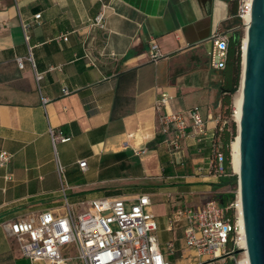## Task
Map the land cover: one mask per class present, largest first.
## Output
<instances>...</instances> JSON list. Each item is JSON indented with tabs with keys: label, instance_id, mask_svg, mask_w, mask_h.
Masks as SVG:
<instances>
[{
	"label": "crops",
	"instance_id": "1",
	"mask_svg": "<svg viewBox=\"0 0 264 264\" xmlns=\"http://www.w3.org/2000/svg\"><path fill=\"white\" fill-rule=\"evenodd\" d=\"M103 5L101 27L94 19ZM234 20L227 0H0V153L12 155L0 166V264H47L24 257L5 222L45 211L64 216L67 204L81 213L99 198L143 194L169 264H236L235 254L214 257L191 247L185 229L195 224L188 214L174 218L221 193L222 178L207 170L224 71L211 65L210 38H231ZM23 21L33 22L29 41ZM62 34L67 41L56 39ZM153 43L163 54L156 62ZM194 106L207 119L208 136L171 153L160 143V117ZM51 128L70 139L53 143Z\"/></svg>",
	"mask_w": 264,
	"mask_h": 264
},
{
	"label": "built area",
	"instance_id": "2",
	"mask_svg": "<svg viewBox=\"0 0 264 264\" xmlns=\"http://www.w3.org/2000/svg\"><path fill=\"white\" fill-rule=\"evenodd\" d=\"M251 5L252 0H239L236 13L239 24L233 31L248 29ZM107 8V5H103L94 19L95 25L104 27ZM40 18L41 14L35 16L37 20ZM32 26L33 22H22L27 41L30 39ZM56 39L67 41L68 35L62 34ZM210 40L213 44L211 65L223 70L226 67L230 36L225 32H215ZM162 56L160 46L157 43L151 44L150 60L156 62ZM19 63L23 67L22 58H19ZM41 78L42 74H37V79ZM64 93L68 94L69 91L65 88ZM167 99L163 97L157 100L159 111L163 109ZM43 100L47 102V98ZM235 116L236 109L233 107L231 118L237 123ZM160 124L161 132L165 136V140L160 143L165 144L171 153L180 151L189 138L201 142L208 136L207 119L199 106H194L186 113H164L160 117ZM215 124L207 170L209 174L234 178L236 173L233 169L228 173L224 165L225 154L219 134L224 129L223 118H217ZM50 134L53 143L70 139L53 128L50 129ZM144 152L145 149L137 151ZM11 157L10 153L2 151L0 166H6ZM79 166L86 170L87 160H80ZM58 171L61 175L64 173V166L60 163ZM234 188L235 201L232 205L237 210L235 222L225 216L224 208L215 199L209 200L198 209H183L174 215L177 218L188 214L195 224L185 229V239L191 247L203 254H213L214 257L232 253L227 248L230 239L234 241L235 249L241 248L242 235L238 220L240 189ZM150 204L147 194L140 195L133 201L105 197L93 200L91 206L81 213H75L72 206L67 204V213L64 216H55L51 211H45L35 218L9 221L3 226L9 236L19 241L24 257L34 261L44 260L47 264H169L157 236L156 217L148 209ZM71 244H74L77 253L67 257L63 249Z\"/></svg>",
	"mask_w": 264,
	"mask_h": 264
},
{
	"label": "water",
	"instance_id": "3",
	"mask_svg": "<svg viewBox=\"0 0 264 264\" xmlns=\"http://www.w3.org/2000/svg\"><path fill=\"white\" fill-rule=\"evenodd\" d=\"M240 87V170L226 184L240 189L249 263L264 264V0H252Z\"/></svg>",
	"mask_w": 264,
	"mask_h": 264
},
{
	"label": "trees",
	"instance_id": "4",
	"mask_svg": "<svg viewBox=\"0 0 264 264\" xmlns=\"http://www.w3.org/2000/svg\"><path fill=\"white\" fill-rule=\"evenodd\" d=\"M231 4L232 12L235 15L234 23L239 24V18L236 17L239 0H227ZM242 32L241 30H235L230 38L228 56L226 61V67L223 71V83H222V103H223V123L224 129L221 131L220 140L222 151L225 154L224 165L226 171L232 172L231 164V143L238 135V125L231 118L232 113V96L239 90L241 73H242ZM213 142V141H212ZM212 147V146H211ZM166 157H163V162L166 161ZM169 161V159H168ZM167 162V161H166ZM168 172L169 167H165ZM222 182L217 184L216 187L220 189L221 193L217 194L214 199L217 200L220 206L225 210V216L235 222L237 219V210L232 203L235 200L234 187L227 185L229 177H221ZM227 248L232 251L231 254H236L235 243L232 239L229 240Z\"/></svg>",
	"mask_w": 264,
	"mask_h": 264
},
{
	"label": "bare ground",
	"instance_id": "5",
	"mask_svg": "<svg viewBox=\"0 0 264 264\" xmlns=\"http://www.w3.org/2000/svg\"><path fill=\"white\" fill-rule=\"evenodd\" d=\"M242 44H243V48H242V54H243V57H242V72H244L245 53H246V44H247V30L245 31V37L243 38ZM237 92L238 93L234 96L233 102H234V107L236 109L235 118H236L237 123H239L240 122V118H241L242 101H243L242 87H240ZM232 152H233V166H232V169H233V171L236 174H238L239 170H240V139H239V137H236L233 140ZM238 220H239V225L241 227V235H242V239L240 241V247L243 250H245V252H244L245 261H244L243 264H250L249 263V258H248V253H247V250H246V239H245L244 221H243L242 207H241V197L238 198Z\"/></svg>",
	"mask_w": 264,
	"mask_h": 264
},
{
	"label": "rangeland",
	"instance_id": "6",
	"mask_svg": "<svg viewBox=\"0 0 264 264\" xmlns=\"http://www.w3.org/2000/svg\"><path fill=\"white\" fill-rule=\"evenodd\" d=\"M240 30H241L242 35H243V37H242V41H243V38L245 37V31H246V30H244V29H240ZM241 65H242V63H241ZM237 93H238V92H236V93L232 96V102H233L234 96H235ZM233 107H234V102L232 103L231 108H233ZM234 201H235V200H234ZM236 212H237V211H236ZM236 214H237V213H236ZM244 252H245V250H242L240 253L235 254V262H237V263H239V264H243V263H244V261H245V255H244ZM63 253H64V255L67 256V257L75 256V254L77 253V251H76V248H75L74 244H71V245L65 247V248L63 249Z\"/></svg>",
	"mask_w": 264,
	"mask_h": 264
}]
</instances>
